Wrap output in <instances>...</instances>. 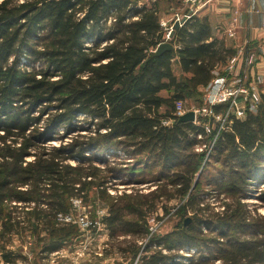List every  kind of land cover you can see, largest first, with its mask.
<instances>
[{"label":"trees","instance_id":"trees-1","mask_svg":"<svg viewBox=\"0 0 264 264\" xmlns=\"http://www.w3.org/2000/svg\"><path fill=\"white\" fill-rule=\"evenodd\" d=\"M210 37L207 17L191 15L165 39L157 3L0 0V253L6 261L14 258L8 239L27 230L42 253L77 236V223L58 219L70 214L75 198L106 203L102 222L111 230L127 212L124 197L135 200L126 206L133 213L155 210L160 197L164 203L177 197L175 212L191 219L150 236L145 251L156 250L142 264H264V216L245 200L264 183V94L257 109L229 118L219 132L206 129L207 115L195 123L175 114L177 101L201 95L213 70L236 52ZM165 40L174 47L156 53ZM115 149L159 169L160 188L113 197L108 183L123 170L106 157ZM211 164L218 171L206 176ZM201 178L208 189H200ZM258 196L264 200V192ZM140 213L122 223L124 233L148 235ZM190 248L184 263L179 251Z\"/></svg>","mask_w":264,"mask_h":264},{"label":"rangeland","instance_id":"rangeland-1","mask_svg":"<svg viewBox=\"0 0 264 264\" xmlns=\"http://www.w3.org/2000/svg\"><path fill=\"white\" fill-rule=\"evenodd\" d=\"M177 1L178 0H138V2L147 5L153 2L158 4L161 9L160 20L166 31L169 27H172L176 20L175 12H182L185 9L188 11L190 9V4L186 3L185 0H182L184 2L180 7L177 4ZM177 14L179 16L183 15L180 13ZM230 31L233 32L232 35L228 34ZM227 35L229 37L235 36L234 29L231 27L227 29ZM251 46L250 40L249 42L248 40H245L243 45H240V47L236 49V55L239 56V58H237L236 63H233L234 66L229 69L225 78H227L228 83H233L235 79H231L229 76L233 75L234 72H239L238 70L236 71V69L242 65V60L246 59L252 52L255 59L248 68H245L247 65L243 64V70L241 69V75L243 76L241 77L245 85L251 84L252 88L257 92L259 100L257 105L258 108L262 101V95L264 94V70L257 68V62L259 61L261 53L252 49ZM174 67L175 72L179 73V69L176 66ZM200 92L202 93L201 95L199 94L194 97H188L184 100L186 106L190 108L187 111L193 110L195 113V118L193 119L195 123L201 122L200 118L206 115V111L205 113H201L202 111L200 110L206 106L205 101L210 95L209 87L202 88ZM162 94L165 95L166 91H162ZM201 99L202 102H200ZM192 106L197 109H192ZM220 107V110H222L223 105H220ZM205 124H207V122H205ZM210 128L212 129L214 127L210 126ZM69 138L70 135H67V137L64 138V142L68 141ZM57 142L58 140L51 141L53 144ZM106 157L112 165L123 169L117 178L108 183L107 191L111 193L113 197H135L138 195H144L145 193L147 194L151 191H157L160 188H157V185L161 186L157 180L159 178V169L153 167V165L137 163V161L132 160L133 158L126 155L124 151L117 149L109 152ZM70 163H74V161L70 160ZM95 165L101 169L104 167V165L98 161L95 162ZM215 165L216 164H211L205 168L204 173L206 176L218 171V166ZM204 182L205 181L201 178L199 185L200 189H208V186ZM252 187V195L245 200L251 209L254 207L253 205H255L256 213L264 216V200L260 199L258 196L260 193L264 192V183L257 187ZM94 191L95 190H93L90 195H95L96 197ZM156 194L157 192L155 195ZM75 199L78 200V202L76 201V203H74ZM75 199L72 200L74 208L69 215H71L72 221L78 224L80 233L77 236L68 239L60 249L47 252L45 255L39 251V245H41V243L37 244L35 238L30 235L31 233H29V230L23 234L20 233L17 236L13 235L8 239L6 248L10 250L13 247L18 249L21 253L24 252L22 256L20 255L18 257V259L14 258V260H12L14 264H142V257L146 255L145 258H147L152 252H154V250H156V248H153L152 246L150 250L145 251L147 245L146 242L150 236L159 237L162 234L173 230L177 225L185 224V219H191V213H188L182 220L175 212L178 205L181 203V199L177 197L166 203L163 201L164 198L160 197L156 201L160 202L155 210L143 206V208L140 207L141 210L134 209L136 213L129 212L131 208L126 207L128 201L137 205L135 200L130 197H124L121 200L124 206V212H127L123 217V222H121V224L118 223V226H115L110 230L108 226L102 222V217L108 212L106 203L100 202L99 200L101 199L99 198H95V200L85 203L77 198ZM213 199L214 197L209 198V201H212L211 205H214L213 207H219L220 204L214 203ZM218 202L221 203L222 200H218ZM30 206H32V204H30ZM163 206H166L167 210H165ZM140 211H143L144 218L147 221L145 226L147 227L148 235L146 237H140L124 233V229L128 226H125L122 223L126 224L127 221L137 220L136 217L141 214ZM140 222L141 221H139V223ZM142 223L144 224L143 221ZM161 251L168 252L164 248H162ZM193 252L194 248L179 251V253L182 254L184 263L188 262V255ZM8 261L11 263V260ZM217 262L218 261H216V263Z\"/></svg>","mask_w":264,"mask_h":264},{"label":"crops","instance_id":"crops-1","mask_svg":"<svg viewBox=\"0 0 264 264\" xmlns=\"http://www.w3.org/2000/svg\"><path fill=\"white\" fill-rule=\"evenodd\" d=\"M183 2L182 0L177 1L179 7L183 5ZM139 4L142 5L143 3L139 2ZM191 10V15L207 17L210 24L211 37L223 40L226 46H232L236 50L240 45H243L245 40H248V42L250 40L252 49L261 53L259 61L257 62V68L264 70V0H199L188 11L185 9L182 12H175V17L178 15L177 13L183 14ZM159 14H161L160 7ZM230 27L235 31V36L233 37L227 35V29ZM228 61L220 64L213 70V78L209 85L201 87V89L209 87L210 96L227 75ZM176 67L178 68L177 65ZM11 249L14 251L13 256L16 259L24 254V252L21 253L13 247ZM14 258H10V263L0 253V264H14L12 262Z\"/></svg>","mask_w":264,"mask_h":264},{"label":"built area","instance_id":"built-area-1","mask_svg":"<svg viewBox=\"0 0 264 264\" xmlns=\"http://www.w3.org/2000/svg\"><path fill=\"white\" fill-rule=\"evenodd\" d=\"M186 3H189L190 8H192L196 3L199 2V0H185ZM191 12H187L183 15H176V20H180L182 17L189 18L191 16ZM162 23V22H161ZM163 25V24H162ZM171 27H169L166 31V39L169 38ZM229 35H232L233 32H228ZM237 54V53H236ZM233 55L228 61L227 70L229 71L230 68L234 66L233 63H236L237 58L239 56ZM254 56L251 52V55H249L246 59L242 60V65L239 66L238 70L239 72H234L233 75L229 76L231 79H235L233 83H228L227 78H224L218 85L215 92L206 99L205 101V107H203L200 111L205 109L206 115L209 118V121H206L207 124L204 125L206 129L210 130V122H212L213 127H217V132L219 130L226 127V123L229 118H243L245 117L248 110H255L257 108V105L259 103L257 92L252 88L251 84L245 85L243 83V79L241 76V69L243 70V64H246L247 66L245 68H248L254 60ZM260 76V75H259ZM217 105H223V109L220 111H215L214 106ZM192 109L196 110L197 108L191 107ZM188 109L185 101H177L176 107H175V114L179 116L180 114L186 112ZM216 132V133H217ZM78 202V200H74ZM58 219L61 221H72L71 215L69 214H58Z\"/></svg>","mask_w":264,"mask_h":264},{"label":"water","instance_id":"water-1","mask_svg":"<svg viewBox=\"0 0 264 264\" xmlns=\"http://www.w3.org/2000/svg\"><path fill=\"white\" fill-rule=\"evenodd\" d=\"M186 20V17H182L180 20H175L169 33V37L173 35L174 31ZM173 45L169 41L165 40L161 42L157 48L155 49L156 53H160L163 50L172 49ZM201 113H205V109L202 110ZM195 118V113L193 110H189L184 114L179 116V120H193ZM189 221V219H185V224Z\"/></svg>","mask_w":264,"mask_h":264}]
</instances>
